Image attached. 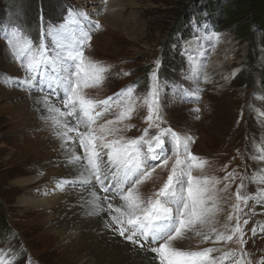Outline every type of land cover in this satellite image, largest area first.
Listing matches in <instances>:
<instances>
[{
  "label": "rangeland",
  "instance_id": "374dc122",
  "mask_svg": "<svg viewBox=\"0 0 264 264\" xmlns=\"http://www.w3.org/2000/svg\"><path fill=\"white\" fill-rule=\"evenodd\" d=\"M239 1L243 5L246 0ZM219 2L225 6L235 4L234 0ZM205 3L207 0H109L106 3L103 0H86L83 4L80 0H1L3 16L0 15V30L19 22L26 25L34 40H39L41 23H63L72 8L83 10L91 20L99 21L101 28L92 33L91 47H85V56L111 68L108 79L100 86L85 89L86 95L103 100L135 83V95L142 97L149 89L150 74L155 71L161 84L168 85L162 88L166 93L162 97L166 124L161 127L171 126L194 138L191 152L206 164L202 168H194L192 174L220 181L217 194L222 211L217 214L214 226L230 234L235 219L227 221V216L230 213L235 215L232 205L236 203L235 192L241 176L245 177L243 183L246 185L242 192L254 193L258 185L250 183L248 177L264 175V161L254 158L264 155L263 32L261 27L253 26L251 40L249 33H240V25L236 29L237 24L224 20L214 25L212 23L218 19H209ZM86 6L95 9H86ZM109 12L113 18L108 16ZM114 16L122 18L119 20ZM178 29L180 32L170 39ZM169 45L170 50L165 51ZM189 49L195 52L192 54ZM202 51H206L208 58L200 62ZM210 54L214 55L212 61ZM124 72L130 74L123 75ZM197 73L200 74L198 87L202 89L200 100L180 102V89H192L191 80ZM23 75L19 63L13 61L6 40L0 37V250H3L0 251V260L9 264L16 257V264H76L73 257L76 254L78 258L75 242L62 237L61 232H55L57 227L49 225L53 211L21 201L24 196H39V190L48 194L53 190L62 201L68 200L70 195L74 199L87 198V191L79 187L54 190L56 181L74 177L77 173L65 166L61 141L55 137L51 122L41 119L46 112L36 110L39 105L35 100L43 93L32 92L29 95L11 81L4 82L8 76ZM50 99L56 106H61L54 97ZM139 105L138 100L136 115L125 122L135 127L120 133L126 138L138 137L148 127L143 119L147 108ZM195 108L200 111L192 112ZM195 116L200 119H195ZM114 118L112 115L105 117ZM155 132L151 129L150 135ZM72 135L75 136L74 133ZM76 143L77 152H82L78 141ZM158 169L153 179L141 185L145 198L167 179L168 170ZM233 171L237 173L235 180H224L227 173ZM34 176L43 177L42 181L31 186L21 185L25 178ZM225 184L229 185L226 189ZM77 204L70 203V207ZM253 208L254 201H249L244 213ZM259 208L255 205L257 215L244 226L248 239L244 247L254 254V260L264 255V237L259 234L251 236L253 224H264V213ZM62 211L58 210L56 215H63ZM244 213H241L242 220L248 218ZM114 233L121 243L128 242L131 249L136 250L140 256L139 264H159L157 254L150 251V247L155 245L146 244L142 248ZM236 239L219 241L215 245L212 241L200 243L192 239L185 244L192 249L215 246L223 252L238 249ZM94 250L84 251L83 256H95L98 250ZM125 252L127 254L128 250ZM125 252L122 249L123 258L127 256ZM113 264L118 263L113 260ZM225 264L231 262L226 261Z\"/></svg>",
  "mask_w": 264,
  "mask_h": 264
},
{
  "label": "snow or ice",
  "instance_id": "6c2138e0",
  "mask_svg": "<svg viewBox=\"0 0 264 264\" xmlns=\"http://www.w3.org/2000/svg\"><path fill=\"white\" fill-rule=\"evenodd\" d=\"M100 28L99 21L91 20L83 10L72 8L63 23H41L39 40H34L26 25L19 22L0 30L13 61L24 72L22 77L8 76L4 82L11 81L29 95L43 93L35 100L39 105L36 110L46 112L41 119L51 122L55 137L61 141L65 166L77 173L56 181L54 190L79 187L87 191V198L81 199L91 208L88 215L107 212V228L133 245L142 248L146 244L155 245L150 251L157 254L159 264H225L226 261L264 264V255L254 260V254L244 247L248 243L244 226L257 215L255 205L264 212V175L248 177L250 183L258 185L254 193L242 192L246 185L245 177L241 176L235 192L236 203L232 205L235 215L227 216V221L235 219V225L230 234L219 231L214 225L217 214L222 211L217 194L220 181L193 176L194 168L206 164L191 152L194 138L171 126L161 127L166 124L162 100L166 93L162 88L168 85L161 84L157 73L150 74L149 89L142 97L135 95V83L103 100L86 95L85 89L100 86L108 79L111 68L85 56V47H91L92 33ZM199 75L192 78V89H180V102L200 100ZM50 97L61 106H56ZM138 100L140 107L147 108L143 119L148 127L140 136L126 138L120 133L135 127L125 122L136 115ZM109 115L115 118L105 119ZM100 120L104 122L98 123ZM151 129L156 130L154 135H150ZM77 141L82 152H77ZM254 158L264 161V155ZM157 168L168 170L167 179L145 198L141 185L154 178ZM236 175L235 171L229 172L224 180L234 181ZM228 187L225 184V189ZM117 198L119 205L112 202ZM249 201H254V208L244 213ZM241 213L248 218L242 220ZM258 234L264 237V224H253L251 236ZM234 237L239 248L223 252L215 246L192 249L185 244L197 239L200 243L212 241L215 245L219 241H232ZM0 264H4L3 260ZM9 264H16V257Z\"/></svg>",
  "mask_w": 264,
  "mask_h": 264
},
{
  "label": "bare ground",
  "instance_id": "6f19581e",
  "mask_svg": "<svg viewBox=\"0 0 264 264\" xmlns=\"http://www.w3.org/2000/svg\"><path fill=\"white\" fill-rule=\"evenodd\" d=\"M85 1L86 0H80V2L82 4L85 3ZM107 1H109V0H107ZM115 5H117V4H115ZM122 8H124V7H122ZM86 9L93 10V9H95V7L92 6L91 8H88V6H86ZM115 14H116V12H115ZM111 15H112L111 12H109L108 16L112 17ZM119 18H120V16L117 17V19H119ZM106 19L109 21L108 18H106ZM178 32H180V31L178 30L177 32H175V34L176 33L178 34ZM194 43L196 44V46L198 45V43H196V42H194ZM192 47H193V45L190 48H192ZM189 50L192 54L195 52V50H193V49H189ZM190 56H191V54H190ZM213 56L214 55L210 54L211 61H212V59H214ZM206 57L208 58V55H206V51H202V53L199 57V61L200 62L203 61L204 59H206ZM188 66H189V64H188ZM211 66H212V63H211ZM209 73L210 72H208V74ZM70 169H72V171H75L72 167L68 166V170H70ZM157 170H159V169L157 168ZM42 178L43 177H38V176H34L33 178H25L24 180L22 179L23 181H21L22 182L21 185H23V186L24 185H30L31 186V185L39 182V181L41 182ZM48 180H49V178H48ZM18 181H17V183H18ZM43 185H46V184H43ZM50 188H51V186H50ZM44 191H45V189H44ZM30 193H31V191H30ZM27 194H25V195H27ZM38 194H39V196H37V195L24 196V197H22L21 201L26 205H30V206H34V207H38V208H41L44 206L45 209H50L51 212L53 211L54 215L49 218V225H52V227H54V228L57 227L58 229H54V230L57 233L61 232L62 237L65 236V237L69 238V240L72 239L75 242V249H77V251H78V258L76 257V254H74L73 257L76 259L75 260L76 264H113V260H115L118 264H139L138 260H140V256L138 253H136V250H134V249L132 250L131 249L132 246L130 244H128V242L125 244L121 243L117 239V237H115L117 235L114 233V231H110V230L107 231L106 226H105V221L107 220L106 217L108 216L107 212L100 213L99 215H88V212L91 211V208L85 206L84 203L82 202V199H74V197L72 195H70L68 200L62 201V199L60 197H57L58 195L53 190L49 194L43 193V192L40 193V190H39ZM45 195L47 197H45ZM76 202L78 203L76 207H72V206L70 207V203H76ZM112 202L116 205L120 204V201L118 198ZM259 209H261V207ZM58 210H63L62 211L63 215L57 216L56 212ZM119 237H121V236L119 235ZM90 240H91V243L88 244ZM88 249H91L92 251L94 249H97L98 253L95 256L94 255L93 256L91 255L90 257L88 255L83 256L84 255L83 252L87 251ZM110 249L112 250V257H110V255H111ZM122 249L124 252L128 250L127 254L125 252V254L127 255L126 257L132 256L133 258H129V257L126 258L125 256H124L125 258H123ZM80 253H82L81 256H80ZM110 261H111V263H110Z\"/></svg>",
  "mask_w": 264,
  "mask_h": 264
},
{
  "label": "trees",
  "instance_id": "16d2710c",
  "mask_svg": "<svg viewBox=\"0 0 264 264\" xmlns=\"http://www.w3.org/2000/svg\"><path fill=\"white\" fill-rule=\"evenodd\" d=\"M234 2L235 4H233L232 6H225L221 2H219V0H207V3H205L204 5L208 7L209 19H218L217 22L212 24H219L222 20H224L230 22V24L232 25L233 23L237 24L236 29L238 28V25H240V33L243 35L249 33V37L251 40V36H253L252 27L256 25L258 27H261L264 40V0H246L243 5L239 0H234ZM239 2L241 4H239ZM1 10H3V7H0V15L2 16L3 13ZM180 28H182V26ZM174 34L175 32L170 35V39H172ZM263 40L262 45L264 46ZM170 46L171 45H169L165 51H169Z\"/></svg>",
  "mask_w": 264,
  "mask_h": 264
}]
</instances>
